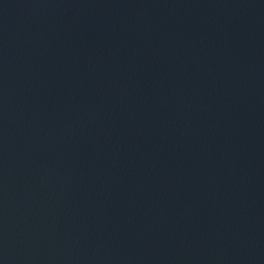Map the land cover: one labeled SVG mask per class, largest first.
Returning a JSON list of instances; mask_svg holds the SVG:
<instances>
[{"label": "water", "instance_id": "1", "mask_svg": "<svg viewBox=\"0 0 264 264\" xmlns=\"http://www.w3.org/2000/svg\"><path fill=\"white\" fill-rule=\"evenodd\" d=\"M0 264H264V0H0Z\"/></svg>", "mask_w": 264, "mask_h": 264}]
</instances>
